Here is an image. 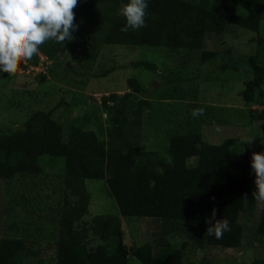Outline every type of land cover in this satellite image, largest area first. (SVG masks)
<instances>
[{
	"label": "trees",
	"instance_id": "trees-1",
	"mask_svg": "<svg viewBox=\"0 0 264 264\" xmlns=\"http://www.w3.org/2000/svg\"><path fill=\"white\" fill-rule=\"evenodd\" d=\"M128 2L79 0L74 39L64 44L48 41L40 47L39 53L51 62L49 76L40 74L38 83L52 78L69 85L75 81L82 88L89 80L84 77L90 75L91 62L108 46L162 48L174 57L188 51L183 65L160 70L150 60L138 61L137 67L155 72L160 85L142 97L146 86L132 76L128 90L102 94L105 128L101 116L63 126L55 113L66 103L64 97L48 109L31 112L21 128L0 127V180L11 184L18 177H38L30 193L22 195L28 202L27 196L45 187L42 176L60 177V206L51 203L48 209L58 219L51 264H239L213 260L222 250L238 251L248 241H255L250 264H264V205L252 195L256 186L251 168L252 153L264 148H252L237 129L225 132L222 127L236 125L221 110L231 109L218 110L201 89L206 78L214 80L225 71L227 76L230 71L245 72L249 78L243 81L241 98L257 106L248 110L247 122L256 121L252 133L264 143V38L259 36L257 50L245 58L236 57L229 47L205 48L208 34L221 35L230 26L259 34L264 0H148L146 27L125 33L121 28L126 19L118 9ZM62 53L72 56L64 62ZM190 53H196V59H188ZM38 54L29 60L32 65L39 63ZM116 67L109 65L92 76H107L121 66ZM171 101L184 103L180 119L171 117ZM194 109H203V114L193 117ZM149 122L153 128L162 126L158 149L142 145L144 124ZM96 139H101L104 154L97 153ZM99 179H105L119 213L129 222L137 221L138 230L146 226L134 234V245L125 241L122 226L109 213L85 218L91 203L89 183ZM213 208L216 219H227L231 228L222 239L205 234L209 226L205 218ZM91 237L100 242L90 245ZM32 246L24 232L0 234V264H24Z\"/></svg>",
	"mask_w": 264,
	"mask_h": 264
},
{
	"label": "rangeland",
	"instance_id": "rangeland-1",
	"mask_svg": "<svg viewBox=\"0 0 264 264\" xmlns=\"http://www.w3.org/2000/svg\"><path fill=\"white\" fill-rule=\"evenodd\" d=\"M259 36L264 38V27L262 31H259V34H256L239 26H230L221 35L208 34L205 48L222 50L229 47L232 49V54L234 53L236 57L245 58L257 50ZM99 52L96 59L91 62L93 67L87 71L90 75L84 77L86 79L89 78V80L82 88L76 87L75 81L69 85L65 82H54L52 78H48L47 82L38 83L40 74L49 76V65L46 64L30 67L33 65L27 61L25 68L20 66V69H24L23 73L11 76L15 84H10L13 81L6 77L8 73L0 72V127L9 129L21 128L31 112L37 109H48L50 106L59 103L61 98L64 97L66 103L55 113V117L62 122L63 126L70 125L74 119L84 118V120L89 121L91 118L95 119L101 116L99 121L102 123V127L105 128L108 123L106 114L101 108L102 94H107L112 90H117L120 93L128 90L130 87L129 79L132 76H136L143 87L146 86L144 87L145 90L143 89L142 93L139 94L142 97H148L153 94L155 88L160 85L155 72H150L144 67H137L136 63L138 61L150 60L156 63L160 70H163L169 66L178 67L183 65L181 60L188 55L187 51L174 57L168 55L169 53L162 48L147 47L140 49L128 46H108L104 51L100 50ZM71 56L72 53H62V61L66 62V59ZM196 56V53H190L188 59H196ZM73 62L77 63V59H74ZM191 64H197V61L191 60ZM109 65L121 67L107 76H92V73L99 72ZM209 65L212 66L213 64ZM200 69L204 70L202 66ZM239 71L234 73L230 71L228 76L226 75L227 71H225L218 74L214 80L206 78L207 80L201 89L203 92H207V97L211 96L206 98V100L215 104V108H218V110L221 108L231 109V112L221 110L223 117L232 118V122L236 125L222 127L225 132L229 134L237 129L244 139L248 138L250 140L252 148L262 149L264 148V143L251 130L254 125L256 126V121L247 122L249 120L248 110L253 107L257 108V106L247 105L241 98V90L244 87L243 81L249 76L245 72L240 73ZM210 81L212 83L208 84ZM262 90L264 91V86ZM171 103L174 105L171 108V117L180 119L184 115V103L173 101ZM162 118H165V116ZM143 130H146V135L142 139V145L147 149H158L159 140L162 138V126L153 128L149 122L144 124ZM95 149L98 154H104L101 139H96ZM2 154L3 151L0 150V156ZM42 177V183L45 187L37 189L33 194L27 196L29 198L28 202L27 199L23 200L22 195L30 193L28 191H31V186L34 181H38V177H18L13 179L11 184L0 180V234L20 236L24 232L31 245H33L30 253L26 256L24 264H51L54 254L51 244L56 238L55 230L58 219L56 215L54 216V211L50 212L48 209L51 203H55L57 207L60 206L58 204V201L61 200L58 186L60 177ZM89 188L91 203L85 218L90 219L97 213H109L110 217L115 219L117 225L120 224L122 226L125 232V241L131 246L134 245L136 239L134 234L139 235L146 226L139 227L140 230H138L137 227H134V222L137 221L129 222L119 213L116 201L110 194L105 179L89 183ZM56 212L58 213V211ZM253 222L251 219L248 222V226ZM141 224L143 226L145 223L140 222L139 225ZM99 242V239L93 237L90 240V245H96ZM254 243L248 241L238 251L227 249L226 252H223L222 250L220 258L213 261L250 264L255 256V247H252ZM207 255L212 258V251H209ZM202 257L204 258V254Z\"/></svg>",
	"mask_w": 264,
	"mask_h": 264
},
{
	"label": "clouds",
	"instance_id": "clouds-1",
	"mask_svg": "<svg viewBox=\"0 0 264 264\" xmlns=\"http://www.w3.org/2000/svg\"><path fill=\"white\" fill-rule=\"evenodd\" d=\"M78 3L79 0H0V72L10 76L23 73L21 63L27 65L46 42L72 41L73 32L79 27L74 11ZM147 9L148 0L122 3L118 14L126 19V24L121 31L126 33L146 27ZM38 55L39 63L30 67L50 63L46 55ZM202 114L203 109L192 111L193 117ZM251 168L256 186L252 195L256 202L264 205V152L252 153ZM216 211L213 208L211 216L205 218L209 225L205 234L222 239L231 228L227 219H216Z\"/></svg>",
	"mask_w": 264,
	"mask_h": 264
}]
</instances>
